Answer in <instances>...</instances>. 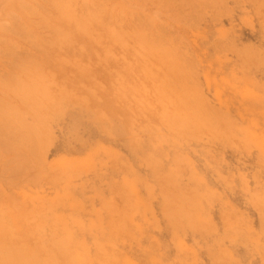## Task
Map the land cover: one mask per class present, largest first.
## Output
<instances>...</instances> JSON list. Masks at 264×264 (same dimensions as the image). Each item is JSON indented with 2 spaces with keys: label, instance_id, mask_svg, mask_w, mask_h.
Returning a JSON list of instances; mask_svg holds the SVG:
<instances>
[{
  "label": "rangeland",
  "instance_id": "obj_1",
  "mask_svg": "<svg viewBox=\"0 0 264 264\" xmlns=\"http://www.w3.org/2000/svg\"><path fill=\"white\" fill-rule=\"evenodd\" d=\"M208 1L0 0V264H264V0Z\"/></svg>",
  "mask_w": 264,
  "mask_h": 264
},
{
  "label": "bare ground",
  "instance_id": "obj_2",
  "mask_svg": "<svg viewBox=\"0 0 264 264\" xmlns=\"http://www.w3.org/2000/svg\"><path fill=\"white\" fill-rule=\"evenodd\" d=\"M203 1H205V0H203ZM207 1H208V0H207ZM198 2H199V1H198ZM208 2H209V1H208ZM200 4H201V3H200ZM200 4H199V5H200ZM202 4H203V3H202ZM214 4H215V2H214ZM206 5H207V4H206ZM4 22H5V21H4ZM0 23H1V22H0ZM4 24H5V23H4ZM1 25H2V24H1ZM2 27H3V26H2ZM16 29H17V28H16ZM161 40H162V39H160V41H161ZM163 41H164V40H163ZM173 41H174V40H173ZM8 42H9V41H8ZM161 42H162V41H161ZM164 42H165V41H164ZM168 42H169V41H168ZM165 43H166V42H165ZM162 44H163V43H162ZM167 44H168V43H167ZM170 45H171V44H170ZM164 47H165V46H164ZM181 49H182V48H181ZM159 50H160V49H159ZM161 51H163V50H161ZM179 51H180V50H179ZM167 54H168V53H167ZM170 55H173V54H170ZM168 56H169V54H168ZM166 57H167V56H166ZM169 57H170V56H169ZM176 57H177V56H176ZM176 57H175V58H176ZM167 58H168V57H167ZM167 58H166V59H167ZM186 58H187V57H186ZM185 61H186V60H185ZM259 61H260V60H259ZM162 62H163V61H162ZM171 62H172L171 65H173L175 61L173 62V60H172V61H170V63H171ZM188 62H189V61H188ZM168 63H169V62H168ZM170 63H169V65H170ZM175 63H176V62H175ZM164 64H165V63H164ZM177 66H178V65H176V68H177ZM172 67H173V66L170 67V70H173ZM182 67H183V66H181V68H182ZM165 68H167V66H165ZM181 68H179V70H180ZM179 70H178V72H179L180 74H182V73L180 72L181 70H180V71H179ZM174 71H176V70L174 69ZM184 74H185V73H184ZM40 75H41V74H40ZM42 75H43V74H42ZM11 77H12V76H11ZM184 77H185V76H184ZM31 78H32V77H31ZM12 79H16V78L14 77V78H12ZM18 79H19V78H18ZM32 79H33V78H32ZM29 80H30V79H29ZM173 80H174V79H173ZM18 81H19V80H18ZM33 81H34V80H33ZM185 82H186V81H185ZM22 83H23V81H22ZM30 83H31V82H29V83H27V84H30ZM172 83H174V82H172ZM172 83H171V84H172ZM38 84H39V83H38ZM38 84H37V85H38ZM174 84H175V83H174ZM22 85H23V84H22ZM32 85H33V84H32ZM43 85H44V84H43ZM6 86H7V85H6ZM6 86H5V87H6ZM18 86H19V85H18ZM30 86H31V85H30ZM7 87H9V86H7ZM34 87H35V86H34ZM39 87H40V85H39ZM22 88H23V87H21V86H20V88L17 87V89H19V91H22V90H21ZM29 88H30V87H29ZM29 88H28V89L26 88V89L29 90V91H27V92L25 91V94H28V92H30L31 90H32V92H34V91H33V90H34L33 87H32L31 90H30ZM179 88H180V87H179ZM17 89H16V90H17ZM26 89H24V90H26ZM45 89H46V88H45ZM16 90H15V91H16ZM41 90H42V89H41ZM41 90H40L39 92H41ZM11 91H12V90H11ZM36 91H38V90H36ZM45 91H47V90H45ZM45 91H44V92H45ZM22 92H23V91H22ZM42 92H43V91H42ZM44 92H43V93H44ZM47 92H48V91H47ZM19 93H20V92H19ZM23 93H24V92H23ZM48 93H49V92H48ZM15 94H16V93H15ZM45 94H46V92H45ZM4 95H5V94H4ZM13 95H14V94H13ZM23 95H24V94H23ZM23 95H22V96H23ZM29 95H30V94H29ZM29 95H28V96H29ZM24 96H26V95H24ZM24 96H23V97H24ZM35 96H37V95H35ZM35 96H34V97H35ZM31 97H32V96H31ZM26 98H28V97H26ZM42 98H43V96H42ZM42 98H41V99H42ZM20 99H21V98H20ZM39 99H40V98H39ZM44 99H45V98H44ZM186 99H187V98H186ZM18 100H19V99H18ZM22 100H23V99H22ZM25 100H26V99H25ZM28 100H29V99H28ZM49 100H51V99L49 98ZM194 100H195V99H194ZM36 101H37V98H36ZM40 101H41V100H40ZM192 101H193V100H192ZM21 102H22V101H21ZM26 102H27V101H26ZM184 102H185V101H184ZM196 102H197V101H196ZM33 103L36 104L35 102H33ZM181 103H183V102H181ZM13 104H14V103H13ZM22 104H23V103H22ZM28 104H30V103H28ZM31 104H32V103H31ZM38 104H39V103H38ZM196 104H197V103H196ZM40 105H41V104H40ZM43 105H44V104H43ZM7 106H9V105H7ZM10 106H11V105H10ZM12 106H13V105H12ZM15 106H16V105H15ZM15 106H14V107H15ZM38 106H39V105H38ZM38 106H36V107H38ZM41 106H42V105H41ZM49 106H50V105H49ZM5 107H6V106H5ZM45 107H46V106H45ZM186 107H188L187 104H186ZM1 108H2V107H1ZM1 108H0V109H1ZM15 108H16V107H15ZM15 108H14L13 110H15ZM8 109H10V108L8 107ZM39 109H40V108H39ZM1 110H2V109H1ZM3 110H4V109H3ZM13 110L11 109V110H7V111H8V112H9V111L11 112V111H13ZM46 110H47V108H46ZM184 110H185V108H184ZM4 111H5V110H4ZM16 111H17V109H16ZM16 111H14V112H16ZM21 111H22V110H21ZM36 111H37V110H36ZM30 112H31V111H30ZM32 112H33V111H32ZM5 113H6V112H5ZM17 113H18V111H17ZM17 113H14V114L17 115ZM19 113H20V112H19ZM0 114H1V113H0ZM11 114H12V113H11ZM33 114H36V113H33ZM18 115H20V114H18ZM0 116H1V115H0ZM6 116H7V115H6ZM33 116H34V115H33ZM36 116H37V115H36ZM30 117H31V116H30ZM37 117H38V116H37ZM40 117H41V116H40ZM1 118H2V117H1ZM21 118H22V117H21ZM21 118H20V119H21ZM20 119H19V120H20ZM3 121H4V119H3ZM5 121H6V120H5ZM0 122H1V120H0ZM8 122H9V121H8ZM9 123H10V122H9ZM3 124H4V122H3ZM3 124H0V127L2 126L1 129L3 128L2 130H4V131L7 132L8 130H7V129H4V128L6 127V125L4 124V125H5V126H4ZM16 125H18V124H16ZM23 125H24V124H23ZM25 125H27V124H25ZM29 125H30V124H29ZM214 125H216V124H214ZM214 125L212 124L211 126L215 127ZM21 126H22V125H21ZM27 126H28V125H27ZM32 126H33V125H32ZM25 127H26V126H25ZM49 127H50V126H49ZM213 127H212V128H213ZM19 128H20V127H19ZM30 128H31V127H30ZM42 128H44V127H42ZM13 129H14V128H13ZM32 129L34 130L35 128L32 127ZM45 129H46V128H45ZM214 129H215V128H214ZM2 130H0V131L2 132ZM30 130H31V129H30ZM211 130H213V129H211ZM14 131H15V130H14ZM20 131H21V130H20ZM24 131H25V130H24ZM27 131H29V129H28ZM213 131H215V130H213ZM6 132H2V133H6ZM9 132H10V131H9ZM215 132H216V131H215ZM221 132H222V131H221ZM28 133H29V132H28ZM34 133H35V132H34ZM223 133H224V132H223ZM14 134H15V133H14ZM19 134H20V133H19ZM11 135H12V133H11ZM15 135H16V134H15ZM15 135H13V136H15ZM211 135H212V133H211ZM23 136H24V135H23ZM23 136H22V137H23ZM31 136H32V135H31ZM37 136H38V134L36 133V136H35V137H37ZM0 137H3V136H0ZM24 137H25V136H24ZM35 137H33V138L36 139ZM6 138H7V137H6ZM6 138H5V139H6ZM10 138H11V140L14 139V138H12L11 136H10ZM15 138H16V137H15ZM33 138H32V139H33ZM37 138H38V137H37ZM18 139H19V138H18ZM26 139H27V138H26ZM39 139H40V138H39ZM8 140H9V139H8ZM20 140L24 141L25 139L23 140V139L21 138ZM27 140H28V139H27ZM40 140H41V139H40ZM6 141H7V140H6ZM34 141H35V140H34ZM36 141H38V139H37ZM45 141H46V140H45ZM11 142H13V141H11ZM17 142H18V141H17ZM17 142H16V143H17ZM20 142H21V141H20ZM40 142H41V141H40ZM40 142H39V143H40ZM21 143H22V142H21ZM35 143H37V142H35ZM7 144H8V143H7ZM10 144H13V143H10ZM24 144H25V141L23 142V145H24ZM31 144H34V143L31 142ZM43 144H44V143H43ZM23 145H21V146L24 147ZM35 145H36V144H35ZM5 146H6V145H5ZM37 146H38V144H37ZM26 147H27V146H26ZM32 147H33V146H32ZM7 148H9V147H7ZM28 148H29V147H28ZM35 148H37V147H35ZM38 148H39V146H38ZM30 149H31V148H30ZM32 149H34V148H32ZM25 150H26V148H25ZM22 152H23V151H22ZM27 152H28V151H27ZM29 153H30V152H29ZM37 153H40V152H37ZM24 154H25V153H24ZM33 154H34V153H33ZM41 154H42V153H41ZM28 156H30V155H28ZM38 156H39V155H38ZM40 157H42V155H41ZM18 158H19V157H18ZM19 160H21V159H19ZM29 160H30V159H29ZM23 161H24V160H23ZM37 163H38V162H37ZM15 165H16V164H15ZM19 165H20V164H19ZM33 166H34V165H33ZM15 167H16V166H15ZM15 167H14V168H15ZM23 169L25 170V168H23ZM16 170H17V169H16ZM21 170H22V169H21ZM12 171H13V170H12ZM26 171H27V169H26ZM31 173H32V172H31ZM14 176H15V175H14ZM12 177H13V176H12ZM19 177H20V176H19ZM182 208H183V207H182ZM6 246H7V245H6ZM8 247H9V246H8ZM13 248H14V247H13ZM2 250H3V249H2ZM4 252H5V251H4ZM8 252H9V251H8ZM20 252H21V251H20ZM36 253H37V252H36ZM4 254H5V253H4ZM10 254H11V253H10ZM10 254H8V255H10ZM23 254H24V253H23ZM15 255H16V254H15ZM21 255H22V254H21ZM19 256H20V255H19ZM16 259H17V258H16ZM9 261H10V260H9ZM51 261H52V260H51ZM20 262H21V261H20ZM16 263H17V262H16ZM27 263H28V262H27ZM1 264H3V263H1ZM4 264H5V263H4ZM17 264H18V263H17Z\"/></svg>",
  "mask_w": 264,
  "mask_h": 264
}]
</instances>
